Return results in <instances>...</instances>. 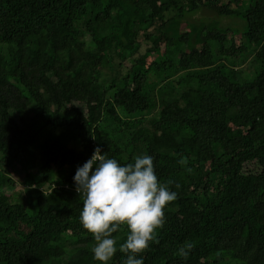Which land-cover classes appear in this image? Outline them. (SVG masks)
<instances>
[{
    "label": "trees",
    "instance_id": "trees-1",
    "mask_svg": "<svg viewBox=\"0 0 264 264\" xmlns=\"http://www.w3.org/2000/svg\"><path fill=\"white\" fill-rule=\"evenodd\" d=\"M98 146L177 192L144 264H264V0H0V264H100L73 181Z\"/></svg>",
    "mask_w": 264,
    "mask_h": 264
},
{
    "label": "clouds",
    "instance_id": "clouds-1",
    "mask_svg": "<svg viewBox=\"0 0 264 264\" xmlns=\"http://www.w3.org/2000/svg\"><path fill=\"white\" fill-rule=\"evenodd\" d=\"M75 190L82 197L79 212L82 227L92 234L93 260L108 264L114 254L124 253L122 264H144L143 256L155 232L164 224V209L177 198V192L158 180L153 156L141 154L122 164L108 157L98 146L91 157L77 166L73 176ZM121 226H126V239L117 247ZM193 243L178 249L187 258Z\"/></svg>",
    "mask_w": 264,
    "mask_h": 264
},
{
    "label": "rangeland",
    "instance_id": "rangeland-1",
    "mask_svg": "<svg viewBox=\"0 0 264 264\" xmlns=\"http://www.w3.org/2000/svg\"><path fill=\"white\" fill-rule=\"evenodd\" d=\"M186 21L189 23H212V22H218L220 24L221 27H231L235 30V28H241V26L239 25L240 23L236 20V19H232V18H227V17H220L217 14L208 11V10H204L202 9L201 11L193 14V15H189L186 18ZM238 22V23H235ZM238 30V29H236ZM241 31L239 32L238 36V40L242 39V35H243V31H244V26L242 27V29H240ZM38 171V168L36 170V172ZM20 174H22V172H19ZM11 177L13 178V180H15V186L12 187H7L5 188V191L9 194H13L16 192H20L21 190L24 189L23 184L21 183V181H19L17 173H11L10 174Z\"/></svg>",
    "mask_w": 264,
    "mask_h": 264
}]
</instances>
